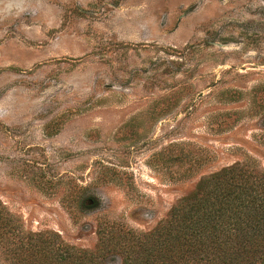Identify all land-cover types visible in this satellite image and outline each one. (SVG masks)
Instances as JSON below:
<instances>
[{
  "label": "rangeland",
  "instance_id": "1",
  "mask_svg": "<svg viewBox=\"0 0 264 264\" xmlns=\"http://www.w3.org/2000/svg\"><path fill=\"white\" fill-rule=\"evenodd\" d=\"M248 160L264 170V0H40L0 20V204L22 235L100 252Z\"/></svg>",
  "mask_w": 264,
  "mask_h": 264
},
{
  "label": "trees",
  "instance_id": "2",
  "mask_svg": "<svg viewBox=\"0 0 264 264\" xmlns=\"http://www.w3.org/2000/svg\"><path fill=\"white\" fill-rule=\"evenodd\" d=\"M10 220L0 204V243L12 244L16 264H105L110 244L129 250L122 264H264V170L250 160L223 166L201 177L152 230L129 240L100 235V252L56 233L22 235Z\"/></svg>",
  "mask_w": 264,
  "mask_h": 264
},
{
  "label": "clouds",
  "instance_id": "3",
  "mask_svg": "<svg viewBox=\"0 0 264 264\" xmlns=\"http://www.w3.org/2000/svg\"><path fill=\"white\" fill-rule=\"evenodd\" d=\"M39 3L40 0H0V20L25 14L35 15Z\"/></svg>",
  "mask_w": 264,
  "mask_h": 264
}]
</instances>
